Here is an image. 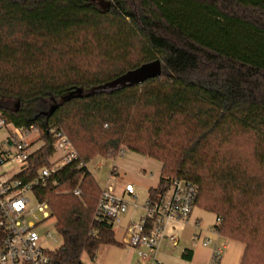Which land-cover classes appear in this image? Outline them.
<instances>
[{
	"label": "trees",
	"instance_id": "trees-1",
	"mask_svg": "<svg viewBox=\"0 0 264 264\" xmlns=\"http://www.w3.org/2000/svg\"><path fill=\"white\" fill-rule=\"evenodd\" d=\"M156 58L159 77L82 95ZM0 113L39 129L24 180L51 164V125L85 163L126 145L160 162L148 193L169 176L195 183L194 206L242 244L239 264H264V0H0ZM101 190L76 162L34 188L61 237L57 264L119 244L94 218Z\"/></svg>",
	"mask_w": 264,
	"mask_h": 264
},
{
	"label": "built area",
	"instance_id": "built-area-1",
	"mask_svg": "<svg viewBox=\"0 0 264 264\" xmlns=\"http://www.w3.org/2000/svg\"><path fill=\"white\" fill-rule=\"evenodd\" d=\"M48 134L53 140L50 166L41 167L33 179L24 180L19 174L26 170L30 155L42 145L38 144L42 143L39 129L36 125L16 126L0 113V264H57L44 245L45 239L36 230L40 221L34 211H41L47 218L50 209L46 202L37 199L34 188L45 185L66 164L76 162L77 168L88 166L78 160L76 150L62 129L51 125ZM117 154L123 155L124 150L120 149ZM115 172L113 167V175L109 176L97 200L94 218L113 225L129 209L132 212L140 209L138 217L131 219L126 227L125 243L135 250L141 264H162L158 255L162 243L166 241L170 248H176L179 240L177 227L189 222L197 185L184 178L165 177L164 187L155 193H147L143 204L130 203L125 197H135V188L128 182L123 185L122 193H117L114 189ZM72 193L80 195V188L74 187ZM31 198L36 201L33 206L30 205ZM219 223L220 218L216 217L215 224L208 228L216 237L221 236L217 230ZM194 227L200 229L198 219L194 221ZM191 243L211 245L207 264H221L225 245L217 239L200 238L194 233ZM188 250L184 248L182 253Z\"/></svg>",
	"mask_w": 264,
	"mask_h": 264
},
{
	"label": "rangeland",
	"instance_id": "rangeland-1",
	"mask_svg": "<svg viewBox=\"0 0 264 264\" xmlns=\"http://www.w3.org/2000/svg\"><path fill=\"white\" fill-rule=\"evenodd\" d=\"M39 146L42 143H38ZM38 146V145H37ZM120 149L124 150V154H116L115 156H95L87 162V166L93 174L99 187L104 188L107 185L109 176L113 175L112 169L116 168L115 176L118 187L125 183H132L135 188V197L127 196L125 199L130 203L136 202L137 204H143L147 197L148 187H156L159 183L161 172L160 162L154 158L142 155L132 150H128L126 145H122ZM80 180L75 187H79ZM67 192V191H65ZM46 202L45 200H43ZM36 203L34 198H31L30 205L33 206ZM47 203V202H46ZM48 204V203H47ZM132 210L129 209L127 215L120 218L119 224H113L114 238L119 243L124 241L125 227L127 224V218ZM194 214L202 216L201 224L214 222V215L210 212L204 211L202 208L194 206ZM34 215L40 221L36 227L42 239H45L44 245L49 250H54L61 244V237L54 226V218L43 217L41 211L35 210ZM185 232L184 227H179L178 233L181 236ZM50 234V236H49ZM186 235H189L188 232ZM230 239L229 237H225ZM189 246L193 247L188 238ZM227 248L223 251V259L232 261V264H239L238 254H241L242 244L232 239L226 241ZM130 247L127 244H103L97 250L93 258L84 256L83 261L85 264H137L136 256L130 255ZM195 255L191 261L187 263H181L176 261H168V264H204L205 249L202 247H195Z\"/></svg>",
	"mask_w": 264,
	"mask_h": 264
},
{
	"label": "crops",
	"instance_id": "crops-1",
	"mask_svg": "<svg viewBox=\"0 0 264 264\" xmlns=\"http://www.w3.org/2000/svg\"><path fill=\"white\" fill-rule=\"evenodd\" d=\"M116 187H117V183L115 181V184H114L115 191L117 193H122L123 185H121L120 187H118V190L116 189ZM149 188H152V186H149L148 189ZM204 211H206V210H204ZM140 213H141V210L140 209H137L135 212H132L131 211L129 213L128 218H127V221H126L127 222L126 227L129 224V221L131 219H136ZM125 215H127V214H124L123 217ZM214 217H215V215H214ZM215 218H214L213 224L212 223H204V224H201L200 229H196L194 227V221L196 219H198L199 221H201L202 220V216L199 215V214H194L193 211H192V213L190 215V218H189V222L186 225H178V227H177V233H178L179 227H184L185 232L181 236L178 233L179 240H178V244H177L176 248L175 249L170 248L169 245L166 243V241H164L162 243V246H161V248L159 250V254H158L160 260L162 261V264H168V261H176V262H181V263H187L188 261H191L193 259L194 255H195V251H194L195 250V247H202V248L205 249L204 264H207L208 263V260H209V257H210V253H211L212 246L211 245H209V246H203L200 243H196V244L193 245L191 243L193 245V247H190L189 246L190 244H189L188 238L190 237V242H191V237H192V235L194 233H198L200 238H202L204 236H209L211 238L217 239L219 242H221L222 244L225 245L224 250H226V248H227V242L226 241H228L230 239H227V238H225L223 236L216 237L214 233H212V232H210L208 230V228L210 226H212V225L215 224ZM119 223H120V220L116 224H119ZM113 227H114V225L112 226V229H113ZM126 227H125L124 233L126 232ZM187 232H188L189 235H186ZM125 239H126V237H124V241H122V243H119L118 241L117 242L119 243V245L126 244L125 243ZM184 248H189L188 252L182 253ZM241 249H243V246L241 247ZM130 251H131L130 252V255L136 256V262H137V264H141L139 262L138 258H137V255H136L135 250L133 248H131ZM241 255H242V250H241V254L240 253L238 254L239 263H240V260H241ZM221 264H232V261L230 262V261H228V259L224 260L222 258Z\"/></svg>",
	"mask_w": 264,
	"mask_h": 264
},
{
	"label": "water",
	"instance_id": "water-1",
	"mask_svg": "<svg viewBox=\"0 0 264 264\" xmlns=\"http://www.w3.org/2000/svg\"><path fill=\"white\" fill-rule=\"evenodd\" d=\"M162 73V62L159 58L143 62L139 66L127 70L116 78L89 88H85L82 92L84 96H90L97 93H109L124 87L141 84L144 81L159 77Z\"/></svg>",
	"mask_w": 264,
	"mask_h": 264
}]
</instances>
